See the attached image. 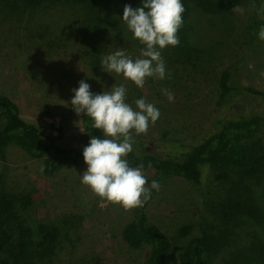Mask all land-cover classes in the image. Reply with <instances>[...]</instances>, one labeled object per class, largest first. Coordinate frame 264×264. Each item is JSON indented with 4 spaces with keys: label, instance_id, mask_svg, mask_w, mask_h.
Listing matches in <instances>:
<instances>
[{
    "label": "rangeland",
    "instance_id": "obj_1",
    "mask_svg": "<svg viewBox=\"0 0 264 264\" xmlns=\"http://www.w3.org/2000/svg\"><path fill=\"white\" fill-rule=\"evenodd\" d=\"M206 1L204 9H194L183 19L179 45L162 50L166 78H148L143 88L122 74L104 71L101 64L118 49L133 59L139 57L143 45L138 40L128 43L114 35L94 43L71 28L73 13H78L75 8L11 12L0 1V92L18 104L25 120L54 134L59 146L83 150L91 137L83 114L78 116L71 106L72 90L81 80L95 94L124 85L127 103L134 109L135 101L143 98L160 112L146 134L136 135L133 130V137L154 145L148 150L157 156L174 154L178 148L172 142L196 144L220 128L218 79L225 68L237 64L234 86L264 91V40L251 41L248 29L252 21L264 18V0ZM235 6L244 9L243 15L234 13ZM92 44L97 47L94 52L90 51ZM162 89L174 94L173 102ZM241 113L264 115V96L236 90L228 115ZM242 146L264 153V124L246 135ZM4 152L0 193L29 197L31 202L21 208L28 226L38 232L44 225L56 236V254L42 264H140L147 246L131 247L122 236L137 210L145 213L148 225L158 226L171 240L172 247L161 264H181L180 255L190 238L180 236L179 229L196 218L205 222L215 238L210 264H228L236 247L251 242L246 223L234 222L226 228L216 210L227 194L240 199L249 192L237 172L219 181L210 171L204 184L170 176L160 184L159 192L152 190L143 207L125 210L81 182L86 163H65L51 172L45 167L47 158L33 157L22 146L11 144ZM142 170L150 185L157 171L152 166H142ZM251 187L250 195L256 193L260 199L264 181L258 179Z\"/></svg>",
    "mask_w": 264,
    "mask_h": 264
},
{
    "label": "trees",
    "instance_id": "obj_2",
    "mask_svg": "<svg viewBox=\"0 0 264 264\" xmlns=\"http://www.w3.org/2000/svg\"><path fill=\"white\" fill-rule=\"evenodd\" d=\"M11 12H26L43 9H57L61 6L78 10L73 13L71 28L89 40L113 39L114 35L123 41L137 40L122 20L125 5L137 8L142 0H0ZM185 7L183 19H188L194 9L207 5L206 0H182ZM69 26V25H68ZM264 26V18L259 17L249 26L251 41L259 39V29ZM71 29L69 30V33ZM84 42V41H82ZM93 45V44H92ZM91 52L96 44L90 46ZM237 64L225 68L219 75L220 128L211 131L208 137L196 144L172 142L178 152L157 156L148 149L145 139H134L133 152L127 160L131 167L152 166L157 171L155 180L160 184L170 176H181L193 182L204 184L210 171L216 179L226 181L237 172L240 181L247 184V195L238 199L235 194H227L226 201L216 206L223 224L231 226L234 222L245 224L249 228V245L236 247L228 264H264V193L257 197L251 193V184L260 179L264 181V153L256 148L242 146L246 135L260 130L264 124V115L235 114L228 115L229 103L236 90L252 95L264 96V91L241 85L234 86ZM240 69V67H239ZM222 121V118H226ZM0 156L5 157V148L11 144L22 146L33 157H45V167L55 172L65 163H85L83 150L68 146H59L54 134L47 133L37 124L25 120L18 104L0 92ZM83 120L90 137L104 138L101 130L92 127L93 121L83 114ZM160 143H157V147ZM161 145V144H160ZM163 145V144H162ZM175 149V150H176ZM254 181V182H253ZM242 196V194H241ZM238 199V201H237ZM25 194L13 192L0 193V264H42L56 254V236L40 225V231H33L21 214V208L29 204ZM136 218L123 229L124 241L131 247L147 246V253L140 264H161L166 253L172 247L169 237L156 225L146 223L142 210L136 211ZM179 235L189 237L188 243L180 255L181 264H210L214 251V236L201 219L196 218L179 229Z\"/></svg>",
    "mask_w": 264,
    "mask_h": 264
},
{
    "label": "clouds",
    "instance_id": "obj_3",
    "mask_svg": "<svg viewBox=\"0 0 264 264\" xmlns=\"http://www.w3.org/2000/svg\"><path fill=\"white\" fill-rule=\"evenodd\" d=\"M233 11L244 13L239 6ZM184 12L182 0H142L137 8L125 5L122 20L143 47L135 59L123 49L105 56L101 61L104 71L122 74L139 88L144 87L148 78L165 79L162 50L179 45L178 32L183 26ZM258 37L264 40V26L259 29ZM90 88V84L81 80L79 87L72 90L71 106L78 116L90 117L92 127L101 130L104 138L93 135L84 147L83 158L88 167L81 175V182L100 198L125 210L143 207L152 190L159 192L161 185L156 180L149 185L142 166L131 167L127 156L133 152V130L136 135L146 134L159 119L160 112L143 98L135 101L134 109L127 103L124 85L100 94ZM162 93L170 102L174 101L171 91L162 89Z\"/></svg>",
    "mask_w": 264,
    "mask_h": 264
}]
</instances>
